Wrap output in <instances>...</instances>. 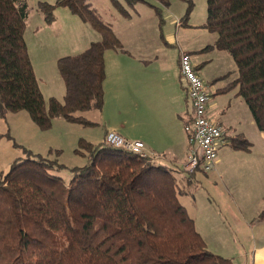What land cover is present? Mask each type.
Segmentation results:
<instances>
[{
  "label": "trees",
  "instance_id": "obj_1",
  "mask_svg": "<svg viewBox=\"0 0 264 264\" xmlns=\"http://www.w3.org/2000/svg\"><path fill=\"white\" fill-rule=\"evenodd\" d=\"M206 1L202 27L233 58L239 94L264 131V0ZM57 6L90 23L100 39L58 60L66 93L62 101H46L25 39L29 0H0V117L27 111L42 130L57 118L94 125L82 113L104 106L105 52L125 51L91 0H39L49 25ZM230 145L252 148L243 136ZM75 152L87 164L69 168L26 151V159L0 176V264H235L207 248L180 201L175 170L85 139ZM65 170L69 179L61 175Z\"/></svg>",
  "mask_w": 264,
  "mask_h": 264
},
{
  "label": "crops",
  "instance_id": "obj_2",
  "mask_svg": "<svg viewBox=\"0 0 264 264\" xmlns=\"http://www.w3.org/2000/svg\"><path fill=\"white\" fill-rule=\"evenodd\" d=\"M134 11L140 15V10ZM31 15L32 11L27 21L25 39L40 89L47 100L62 98L66 87L64 91L54 67L60 58L78 53L59 49L63 47L61 38L53 46L45 42L44 49H41V69L49 74L52 71V81L57 85L55 93L50 91V94H46L27 40ZM132 15L122 18L123 30L112 25L125 51L110 49L105 52L106 78L104 106L101 110L105 131L100 144L105 143L108 131H116L129 141L142 142L146 152L155 156L157 164L170 170L183 168L189 147L184 128L192 117L193 108L187 96V82L180 75L179 57L182 52L188 53L211 97L208 116L222 124L226 141L218 151L215 170L209 173L199 170L205 174L204 181L212 187L215 197L222 200L221 204L231 211V216L223 220L215 212L211 215L213 219L209 216L208 234L218 232L220 238L233 239L228 248L238 251L241 262L237 264H264V131L258 129L248 106H244L245 101L239 94L234 71L227 69L230 66L226 56L228 53L214 47L217 34L203 28L205 22L181 28L184 21H179V26L177 21L180 41L177 35L175 38L170 36V40L177 45L178 51L175 50L174 56L167 58L161 49L153 47V43L142 42V32H133ZM76 26L80 24L76 23ZM55 27L56 21L50 25H38L34 35L38 37L42 31L56 33L58 30ZM80 27L83 28V25ZM81 30L84 34L81 37L84 38L75 44L76 50H79L77 52H82L93 41L100 39L89 30L85 32V28ZM125 38L129 40L127 43ZM137 42L143 45L137 46ZM214 54L225 62L212 71L209 68L214 63ZM44 72L41 71V80ZM112 112L122 115L123 123L115 122ZM229 134L232 138L243 136L252 143L251 150L235 149L230 145L232 138H229ZM257 140L260 141L258 147ZM196 179L197 173L190 175L186 186L198 181ZM191 217L197 230V219ZM227 258H232L235 263L234 256Z\"/></svg>",
  "mask_w": 264,
  "mask_h": 264
},
{
  "label": "rangeland",
  "instance_id": "obj_3",
  "mask_svg": "<svg viewBox=\"0 0 264 264\" xmlns=\"http://www.w3.org/2000/svg\"><path fill=\"white\" fill-rule=\"evenodd\" d=\"M56 1L57 0H48L51 4H55ZM38 2L39 0H29L32 15L29 22L30 29L28 31L27 40L32 51V57L38 75L42 78L41 71H44L41 69L40 56L41 49H44L46 43H50V45L53 46L55 41L61 38L63 47H59V49L69 51L67 53H72L73 51V53H81L77 52L79 50H76L75 46L78 41L80 42V38H84L81 37L84 36L83 30L81 29L85 28V32L87 33V30H89L95 34L96 38H100V34L90 23L84 22L78 15L72 14L67 7L57 6L54 10V15L57 26L55 28H57L58 31L56 33L42 31L40 35L36 37L34 35V30L38 25H49L45 21L44 14L38 9ZM91 3L92 7L97 10L99 17L104 22L116 28L118 27V29L123 28L121 27L123 26L122 18L125 17L121 14L119 11L120 8H118L117 5L122 6L130 15L133 14V32H137V30L142 32V42L153 43V47L161 49V53L167 58L173 57L175 50L178 51L177 45L170 40V36L175 38V35H177L179 38L178 41H180V28L177 31V21H184L183 27L181 28H188L191 24L196 25L204 23L207 19L206 0H165V2L161 0H91ZM155 7L160 9L161 18L155 16L157 15ZM136 9L140 10V15L135 13L134 10ZM76 23L80 24V26L83 25V28L80 26L77 27ZM66 26L69 27V30H67ZM126 33H128V31H126ZM124 37L126 36L124 35ZM125 39L127 43L129 40L128 38ZM139 41L141 40H138V42ZM138 42L137 46L143 45H140V43L138 45ZM219 55L214 54V63L209 70L213 71L214 68H219L221 63L225 62ZM226 56L230 65L227 69L234 71L237 78L238 73L236 64L230 55L227 54ZM49 72L50 74L44 72L43 80L39 77L46 94H50V91L54 93L57 91V85L52 81V79H54V75L52 74L54 73L52 71ZM54 72L55 75L57 74L56 76L58 80H60L65 91V83H63L64 81L58 69V61L57 65L54 67ZM63 99L64 96L58 98L60 101ZM244 106H247L245 102ZM113 114L115 122L123 123L122 115ZM82 115L86 120L93 122L94 125H85L83 123L70 122L63 118H57L52 122L50 129L42 130L34 123L27 111L9 112L6 117H0V176L8 173L15 162L26 159V151L31 152L33 155H40L51 160H56L69 168L81 167L87 164V156H81L75 152L78 148L79 141L85 139L94 145H99L100 141L103 139L105 129L101 110L92 109L82 113ZM229 135L231 139L232 135ZM259 144L260 141L257 140L256 147L260 146ZM159 164L160 163H158V165ZM174 169L176 170L174 175L180 201L187 207L190 216L197 219V230L206 242L207 248L217 255H221L218 253L223 252L224 254L222 253L223 255H221L223 257L234 256L236 264L241 262L239 256H237L239 255L238 251L228 248L231 247L233 239L220 238L218 232L208 234V217L210 216V218L213 219L211 215L214 214V212L217 214V217L219 216L222 220L226 216L230 217L231 211L229 207L222 205V200L215 197L212 187L209 183L207 185L204 181V178H206L205 174L197 171L198 179L196 180H198L199 183L198 181H192L191 184L189 183V185L186 186L187 178L191 174H188L180 167H175ZM61 175L65 179L71 177L69 170L63 171Z\"/></svg>",
  "mask_w": 264,
  "mask_h": 264
},
{
  "label": "built area",
  "instance_id": "obj_4",
  "mask_svg": "<svg viewBox=\"0 0 264 264\" xmlns=\"http://www.w3.org/2000/svg\"><path fill=\"white\" fill-rule=\"evenodd\" d=\"M177 25H180L179 21ZM179 69L181 77L187 82V96L193 108L192 117L184 128L189 147L183 170L188 174H195L199 170L209 173L215 170L218 151L226 143L224 128L222 124L208 116L211 97L206 83L188 53L180 54ZM105 143L110 147L125 149L143 158H150L152 162L156 161L153 154L146 152L142 142L129 141L116 131L107 132Z\"/></svg>",
  "mask_w": 264,
  "mask_h": 264
}]
</instances>
